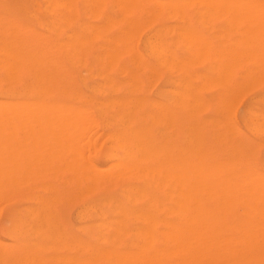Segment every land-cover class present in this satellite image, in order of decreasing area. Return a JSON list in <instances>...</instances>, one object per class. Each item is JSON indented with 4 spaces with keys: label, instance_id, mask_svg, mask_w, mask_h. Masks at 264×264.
Masks as SVG:
<instances>
[{
    "label": "bare ground",
    "instance_id": "obj_1",
    "mask_svg": "<svg viewBox=\"0 0 264 264\" xmlns=\"http://www.w3.org/2000/svg\"><path fill=\"white\" fill-rule=\"evenodd\" d=\"M166 13L187 27L203 56L212 41L191 14L225 13L245 27L244 37L234 29L241 49L220 53L221 46L200 82L185 83L173 101L148 90L160 73L157 23ZM164 59L160 66L173 60ZM247 92L243 127L264 136V0H0V200L14 203L5 226L12 242L0 241V264H127L129 235L141 237L133 247L165 242L176 255H145L142 264H203L221 235H264V175L251 165L244 128L232 115ZM209 107L214 118L206 122L200 113ZM210 122L220 123L214 136L224 155L206 136ZM98 123L107 142L102 165L90 134ZM177 128L183 145L173 137ZM73 200L82 202L76 228L65 209ZM253 237L241 244L260 241ZM232 241L233 251L242 246ZM206 250L213 254L204 258ZM135 251L136 261L144 257Z\"/></svg>",
    "mask_w": 264,
    "mask_h": 264
},
{
    "label": "rangeland",
    "instance_id": "obj_2",
    "mask_svg": "<svg viewBox=\"0 0 264 264\" xmlns=\"http://www.w3.org/2000/svg\"><path fill=\"white\" fill-rule=\"evenodd\" d=\"M195 14H191L190 16H191V18L196 22V28H198L197 30H199V32L201 31V32H203L204 34H206V36L212 41V46H211V52L208 54V55H199V53L198 52H194V51H197L196 50V47L195 48H192L194 45H192V44H190L189 42H188V34H186L187 33V27L186 26H184V25H182L181 24V22L177 19V17H175V16H173V14H171V13H166V14H163L161 17H160V19L158 20V23H157V31H158V44H159V53H158V55H160V56H158V68H159V77H158V81H156V83H155V86L154 85H150V86H148V90H149V92H150V95L151 96H153V97H155L156 99H158L159 101H161L162 100V96H161V94L162 93H167V96L173 101L174 100V98L176 99V100H179V99H181L182 98V94H183V91H184V89H185V87H186V85L189 83V82H191V83H193V84H198L199 82H200V75H203L204 73H206V72H208L209 70H210V68L215 64V61H216V56H217V54L219 53H217V50L218 51H220V48H221V46H223L222 47V49H221V51H220V53H222V52H224V48H225V52L224 53H226V52H230L231 50H232V48L234 47V48H238L237 46H238V40H240L239 38L242 36H240V34H243L244 33V29H245V27H243L244 25H242V24H240L239 23V26H238V24L235 22L234 23V21H232V20H230V21H232V23H230V22H228V19H227V17H229V15L228 14H225V13H220V15L218 16V17H216V18H206V19H204V20H199L198 18H197V15H195ZM170 16H172V17H170ZM226 16V17H225ZM223 17H224V19H223ZM222 18V19H221ZM225 19H226V21H227V24H225L226 23V21H225ZM200 21H202V23L200 22ZM204 21V22H203ZM234 23V24H233ZM172 24V25H171ZM174 24V25H173ZM231 24H233V25H231ZM164 25V26H163ZM177 27H176V26ZM227 25H229V27L230 28H228L227 27ZM163 26V27H162ZM180 27V29H179V27ZM181 26H183V28H185V29H182V27ZM234 26V27H233ZM237 26V27H236ZM168 27V28H167ZM171 27V28H170ZM205 27V28H204ZM208 29H207V28ZM231 27H232V29H231ZM240 27V28H239ZM170 28V29H169ZM173 28V29H172ZM195 28V29H196ZM217 28V29H216ZM222 28V29H221ZM242 28V29H241ZM244 28V29H243ZM169 29V30H168ZM172 29V30H171ZM178 29V30H177ZM215 29V30H214ZM238 30L237 32L239 33L240 32V34H238L237 32H235V30ZM239 29H241L242 30V32L239 30ZM168 30V31H167ZM177 30V31H176ZM181 32H180V31ZM186 30V32H184ZM216 30H218V31H216ZM221 30V31H220ZM176 31V33H174ZM178 31H179V33H178ZM182 31L185 33V36L183 35L184 33H182ZM225 31V32H224ZM189 32H190V29H189ZM212 32L214 33L213 35H211L212 34ZM148 33V29H146V28H143L141 31H140V33H139V36L137 37V41H136V47L139 49V50H141V46H142V44H141V42H142V40H143V38L146 36V34ZM180 33H182V34H180ZM215 33H216V36H214L215 35ZM223 33V34H222ZM160 34V35H159ZM222 34V35H221ZM236 34H238V35H236ZM186 35H187V37H186ZM183 36H184V39L185 40H187L186 42L185 41H183L184 39H183ZM236 36H238V38L236 37ZM182 37V38H181ZM237 39H236V38ZM243 37H244V34H243ZM141 38H142V40H141ZM160 38V39H159ZM187 38V39H186ZM234 38V39H233ZM182 39V40H181ZM242 39V38H241ZM219 40V41H218ZM229 40H231L230 41V43H229ZM174 41V42H173ZM181 41V42H180ZM217 41L219 42V43H217ZM237 41V42H236ZM182 42H183V44H182ZM224 42V43H223ZM214 43H216V44H214ZM232 43V44H231ZM234 43V44H233ZM237 43V44H236ZM181 44H182V46H181ZM227 44V45H226ZM229 44V45H228ZM191 45V46H190ZM216 45V46H215ZM218 45V46H217ZM190 46V47H189ZM185 47V48H184ZM213 47H215V49L213 48ZM228 47H229V49H230V51H229V49H228ZM230 47H232V48H230ZM168 48H170L171 50V52L169 51V49ZM213 48V49H212ZM233 48V49H234ZM241 49V46H239V48L238 49H236V50H240ZM187 50V51H186ZM216 52H215V51ZM193 51V52H192ZM232 51H235V49L234 50H232ZM170 52V53H169ZM177 52V53H176ZM187 52V53H186ZM213 52H214V54H213ZM165 53V54H164ZM167 53V54H166ZM169 53V54H168ZM174 55H173V54ZM195 53H198V54H196L195 55ZM191 54V55H190ZM167 55V56H166ZM168 55H169V57H168ZM171 55V56H170ZM190 55V56H189ZM198 55V57H196V59H195V57L194 56H197ZM209 56H210V58H209ZM194 57V58H193ZM200 57V58H199ZM162 58V59H161ZM167 59V61H171V59H173L172 60V62H168L166 65L165 64H162V66H160L161 64L159 63V62H161V63H164V61H162L163 59ZM188 58H189V60H188ZM190 58H191V60H190ZM202 58H203V60H202ZM164 59V60H165ZM177 59H179V60H177ZM182 59V60H181ZM195 59V60H194ZM198 59V60H197ZM199 59H201V60H199ZM206 59V60H205ZM194 60V61H193ZM197 60V61H196ZM202 61V62H201ZM211 61V62H210ZM214 61V62H213ZM188 62V63H187ZM190 62V63H189ZM193 62V63H192ZM197 62H199V63H197ZM175 63H176V66H174L175 65ZM186 63V64H185ZM179 64V65H178ZM194 64V65H193ZM195 64H197V65H195ZM203 64V65H202ZM212 64V65H211ZM178 66V67H177ZM180 66V67H179ZM164 67V68H163ZM176 69V70H175ZM181 70H183V71H181ZM196 70L197 71H199V74L196 72ZM188 71H190V73L188 72ZM186 72V73H185ZM203 72V73H202ZM179 73V74H178ZM181 73V74H180ZM186 74L188 75V77L186 76ZM191 75V76H190ZM182 77H184V78H182ZM170 80H169V79ZM163 79V80H162ZM173 79V81L175 82H173L172 81V83H171V80ZM168 80V81H167ZM170 81V82H169ZM181 81H183V82H181ZM166 82V83H165ZM168 82V83H167ZM178 82L181 84H178ZM198 82V83H197ZM171 83V84H170ZM185 83H186V85H185ZM170 86V87H169ZM172 86V87H171ZM173 86H174V88H173ZM183 88V90H181L180 88L181 87ZM163 88H165V89H163ZM162 89V90H161ZM176 90V91H172V90ZM157 90H159V91H157ZM172 91V93L173 92H175V95H174V93L172 94L171 93V91ZM178 92V93H177ZM165 93V94H166ZM180 95V96H177V95ZM208 94H209V92H208ZM160 95V96H159ZM173 95V96H172ZM252 93H249V92H247L246 94H244L242 97H241V99H240V101H239V103L237 104V105H235L234 106V108H233V111H232V115H233V117H234V119H235V121L238 123V125H240V126H242L243 127V124H242V121H241V116H242V114H243V109H244V106H245V104L249 101V99L252 97ZM177 97V98H176ZM173 98V99H172ZM186 102H188V108L186 109L187 111H189V113H192L191 111H193L194 113L193 114H196L195 112H196V110H194L193 108H195L194 106V103L193 102H191V101H187L186 100ZM191 103V104H190ZM242 104V105H241ZM175 108H177L178 109V107H179V104H177V103H175ZM197 108V107H196ZM195 108V109H196ZM190 109H191V111H190ZM200 116H202L203 118H204V120H206V122H209V121H211L213 118H214V111H213V107H209V108H205L204 110H202L201 111V113H200ZM208 116H210V117H208ZM210 119V120H209ZM210 124V126L209 125H207L206 126V129H205V132H206V136L207 137H209L211 140H212V142L214 143V145H213V147H214V152L215 153H218V154H220V155H224L225 154V151H226V149L223 147V145H221V143L219 144L218 143V138L216 139V137L217 136H214L215 134L216 135H218V133H220V128H219V126H220V123L218 124V125H216L215 123H212L211 124V122L209 123ZM95 126H97V124H94ZM216 125V126H215ZM212 126V127H211ZM219 128V129H218ZM244 128V127H243ZM91 132H90V134H91V136H92V138H93V140H95L96 141V145H99L98 147H97V149L99 150L98 151V154H97V163L98 164H100V165H102V164H104V161H105V158H104V150H103V148L105 149V147H106V144H107V142H106V140L102 137V139L100 138L101 136H100V133L102 132V128H101V125L98 123V126L97 127H95L94 128V126L93 127H91ZM216 129V130H215ZM219 130V131H218ZM244 131H245V134H246V137H247V139H246V141H247V143H246V145H245V147H244V151L246 152V151H251V153L253 152L254 154H251L250 152H249V154H250V157H251V161H250V163H252L251 165L253 166H255L254 168L258 171V172H260V174H262V175H264V170H262V168H264V164H261V163H264V136H257V135H254V134H252L251 132H249L248 130H246L245 128H244ZM98 132V133H97ZM181 131L179 130L178 131V128L176 129V130H174L173 131V137L176 139V142L178 143V144H184V140L180 137V135H182V133H180ZM93 133H95V135H93ZM97 134V135H96ZM211 136H212V138H211ZM214 138V139H213ZM101 139V140H100ZM182 140H183V142H182ZM99 143V144H98ZM253 147H254V151H253ZM250 148V149H249ZM248 152H246V153H248ZM254 155V156H253ZM252 156H253V160H252ZM257 166V167H256ZM3 201H1L0 200V203H2ZM6 201H4L3 203L4 204H2L1 206H0V241L2 240H4V242H8V243H11L12 241L9 239V237L6 235V232H5V226L8 224L7 223V221H6V215H7V213H8V211L12 208V206H13V204L14 203H12V202H9V201H7L6 203H5ZM82 207V202L81 201H75V200H73V201H68L67 203H66V205H65V209H66V213H67V216H68V219H69V222L71 223V225L74 227V228H76L77 227V220H76V213H77V211L75 210V209H77V210H79L80 208ZM72 212V213H71ZM73 215V216H72ZM228 236L225 238V234H224V236L223 235H221L220 236V243L219 244H217V242H216V244L215 245H219V247H220V249H218L217 250V248H219L218 246H217V248H215V250H217L218 252H220L221 251V249L223 250L221 253H222V256H224V254H226L225 256H224V260L226 261V262H223V259L221 258L220 259V257H219V255H218V257L216 258V260L218 259V261H219V263H218V261H214V259H215V256H216V253L215 252H217V251H213L214 252V254L213 253H209L208 252V250H206V251H204V253H206V254H204L203 252L201 253V255L202 254H204V255H202L203 257L204 256H206V257H208L209 255H211V254H213V256H212V259L210 258V257H208V258H205V260L206 259H208V260H206V262L207 263H211V264H214V262H215V264L217 263V264H264V254H262V253H264V248H259V243H261L262 245L260 246V247H262V246H264V239H262V238H264V235H259V238L257 237V236H254V235H252V236H250V235H248V237H253L254 239L253 240H255V237H256V241L258 242V240L260 239V241L258 242V243H255L254 241L252 242L253 243V245H250L251 244V242H249L248 243V245H247V243H244V244H241V242H248L249 240H251V239H248V237H247V235H246V237L245 236H239V237H245V238H247V239H243V240H239V243H238V241L236 242V240L237 239H239V237L238 238H236V235H233V237L235 236V238H236V240H235V242L234 241H232L231 239L233 238L231 235V237H229V234H227ZM130 236H131V238H130ZM223 236V237H222ZM141 238L140 236H136V235H129V236H127V239H126V248H127V251L129 252L130 251V249L132 250V251H135L134 252V254L135 253H138V252H140V250L142 249L143 250V248L144 247H146L145 246V244L144 243H141L140 245L138 244V245H134V247H133V245L131 244V242H132V240H134V239H137V238ZM262 237V238H261ZM143 238V237H142ZM158 239H164L165 237H157ZM214 238V237H213ZM222 238V239H221ZM228 238V240H230V241H232L233 243H235V245H237L238 244V247H239V245L241 244L242 246H240L241 248L243 247V249H246L247 250V247H248V250H249V245L250 246H252L251 248H250V250H252V248H253V251H251L252 252V254L251 253H249L248 254V252L246 253V251L245 250H243L242 249V251H245V253H241V248H240V251H239V248H237V250H238V252H237V250L235 251H233V249H234V247L232 246V244L231 243H229L230 241H227L230 245H228V243H226L224 240H226ZM234 238V239H235ZM257 238H258V240H257ZM132 239V240H131ZM215 239V238H214ZM217 239V238H216ZM218 239H219V237H218ZM233 239V240H234ZM246 240H248V241H246ZM252 241V240H251ZM262 241V242H261ZM254 243H255V245H254ZM144 244V245H143ZM164 244V245H163ZM167 245H165V242H162V243H157L156 244V246H155V248H153V247H151L152 249H150V248H148L149 247V245H147V247L142 251V252H140V253H138V255L137 256H139V255H141V256H144V257H137V259L139 258V260L138 261H136V259H135V257H136V254L133 256V252L131 253V252H129L131 255H129L131 258H133V259H128L127 258V261H129V262H126L127 264H142L141 263V260H143L144 258H146L145 257V255H147V258H149V257H151V259H152V257H153V259H161V258H159V257H161L162 256V258H164L163 260H165L166 259V254L168 255V253L170 254V255H172V257L173 256H176L174 253H172L173 251H170V252H168L169 250H173V248H172V246L170 245V243H169V245L171 246V249H170V246H168V243H166ZM223 244H225V246H227V249L228 250H225L226 249V247L225 246H223ZM256 244H258V245H256ZM132 245V246H131ZM215 245H212V249H214L213 248V246H215ZM234 245V244H233ZM246 245V246H245ZM144 246V247H143ZM168 246V247H167ZM223 246V248H221ZM230 246V247H229ZM244 246H245V248H244ZM255 246L257 247L258 246V248L256 249L255 248ZM135 247H136V249H135ZM137 247H139V248H141L140 250H138L139 248H137ZM159 247V248H158ZM164 247V248H163ZM237 247V246H236ZM236 247H235V249H236ZM160 248H163V250H161ZM233 248V249H232ZM129 249V250H128ZM135 249V250H134ZM156 249H157V251H156ZM160 249V250H159ZM168 250V251H166V250ZM209 249V248H208ZM255 249V250H254ZM262 249V250H261ZM154 250V251H153ZM210 250V249H209ZM220 250V251H219ZM225 250V251H224ZM230 250H232V251H230ZM247 250V251H248ZM250 250H249V252H250ZM258 250V251H257ZM259 250H261L260 252H259ZM138 251V252H137ZM149 251H151L152 253H150ZM162 251H163V253H162ZM212 251V250H211ZM255 251H257V252H255ZM147 252H149L150 253V255L147 253ZM153 252H156V253H153ZM224 252V253H223ZM227 252H228V254H227ZM231 252H236L235 254H230ZM253 252H255V253H253ZM262 252V253H261ZM143 253H145V254H143ZM147 253V254H146ZM159 253V254H158ZM164 253H166V254H164ZM207 253H209L208 254V256H207ZM221 253H220V256H221ZM261 253V254H260ZM128 254V253H127ZM174 254V255H173ZM217 254H219V253H217ZM245 254H247V257H246V255ZM154 255V256H153ZM157 255V256H156ZM201 255H199V256H201ZM232 255V256H231ZM237 255H239V256H236ZM252 255V257H250ZM258 255V256H257ZM128 256V257H129ZM149 256V257H148ZM157 258H156V257ZM169 256V255H168ZM201 256V257H202ZM229 256V257H228ZM255 256V257H254ZM172 257H167L168 259L169 258H172ZM228 257V258H227ZM231 257H232V259H231ZM245 257H246V260H244L245 259ZM209 258H210V260H211V262L209 261ZM239 258H241V259H239ZM200 259V258H199ZM198 259V264H201V263H199V262H201V260L203 259H200L199 260ZM221 260V263H220V260ZM229 259V260H228ZM238 259V260H237ZM162 260V259H161ZM204 260V259H203ZM202 260V261H203ZM230 260H231V262H230ZM209 261V262H208ZM206 262H203V264H205ZM206 263V264H207Z\"/></svg>",
    "mask_w": 264,
    "mask_h": 264
}]
</instances>
